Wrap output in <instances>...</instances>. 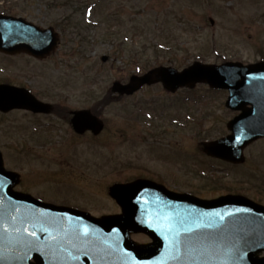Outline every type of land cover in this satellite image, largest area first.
Returning <instances> with one entry per match:
<instances>
[{"label": "rangeland", "instance_id": "374dc122", "mask_svg": "<svg viewBox=\"0 0 264 264\" xmlns=\"http://www.w3.org/2000/svg\"><path fill=\"white\" fill-rule=\"evenodd\" d=\"M35 3L41 20L61 33V43L44 61L28 63V81L62 115L0 114L3 165L18 174L14 190L96 216L120 211L108 195L110 185L137 178L203 198L241 193L264 204V139L250 144L238 165L202 152L203 142L229 133L227 122L236 113L225 106L226 91L199 85L171 94L158 83L121 99L111 93L114 82L157 65L183 69L194 61L264 58V0ZM66 15L77 25L64 30ZM108 94L111 101L103 105ZM89 108L102 113L99 135L77 134L67 117ZM30 123L39 130L31 131Z\"/></svg>", "mask_w": 264, "mask_h": 264}, {"label": "water", "instance_id": "95a60500", "mask_svg": "<svg viewBox=\"0 0 264 264\" xmlns=\"http://www.w3.org/2000/svg\"><path fill=\"white\" fill-rule=\"evenodd\" d=\"M0 26V48L7 53L45 58L60 41L52 28L39 30L22 19L0 15ZM156 82L173 92L197 83L229 91L226 106L240 113L228 123L231 134L204 145L208 155L241 163L244 148L264 137V62L158 66L127 84L115 82L112 91L130 95ZM20 106L48 110L19 90L0 87V109ZM72 123L79 133L104 127L89 110L75 111ZM16 181L0 153V264H264L256 257L264 250V206L245 196L205 200L137 180L110 188L122 214L96 218L15 192ZM140 232L153 242L136 244L131 233Z\"/></svg>", "mask_w": 264, "mask_h": 264}, {"label": "flooded vegetation", "instance_id": "af4514ba", "mask_svg": "<svg viewBox=\"0 0 264 264\" xmlns=\"http://www.w3.org/2000/svg\"><path fill=\"white\" fill-rule=\"evenodd\" d=\"M35 0H0V15L3 16H11L16 18H21L27 23H32L39 29H45L47 27L54 26L53 23L49 22L48 24L41 20L44 18V14L40 13L39 8L36 7ZM58 24L57 22H55ZM3 26H0L2 29ZM1 42V41H0ZM264 60V58L259 59V61ZM41 62L44 60H40L32 55H29L26 52H16V53H6L0 50V87L1 86H10L15 88L23 89L24 91L28 92V94H32L34 97L36 96L34 89L32 86L29 85L28 76H29V69L28 63L30 62ZM35 92V93H34ZM39 99V98H38ZM51 113L52 115H57L53 106H51ZM20 111V110H16ZM15 111V112H16ZM14 112L13 110L8 112H2L0 110V114L3 117L8 113ZM26 115L33 117H43L42 115L46 114H39L34 113L29 110H23ZM31 131L39 130L38 125L30 123ZM1 126V123H0ZM26 126V128H27ZM23 127L21 126V129ZM34 133V132H33ZM35 134H39L36 132ZM1 131H0V140H1ZM33 138V137H32ZM148 241V240H147Z\"/></svg>", "mask_w": 264, "mask_h": 264}, {"label": "trees", "instance_id": "16d2710c", "mask_svg": "<svg viewBox=\"0 0 264 264\" xmlns=\"http://www.w3.org/2000/svg\"><path fill=\"white\" fill-rule=\"evenodd\" d=\"M110 101H111L110 94H108V95L106 96V98L102 100V103L106 104L107 102H110ZM104 104H103V105H104Z\"/></svg>", "mask_w": 264, "mask_h": 264}, {"label": "snow or ice", "instance_id": "6c2138e0", "mask_svg": "<svg viewBox=\"0 0 264 264\" xmlns=\"http://www.w3.org/2000/svg\"><path fill=\"white\" fill-rule=\"evenodd\" d=\"M32 235H35V233H33Z\"/></svg>", "mask_w": 264, "mask_h": 264}]
</instances>
